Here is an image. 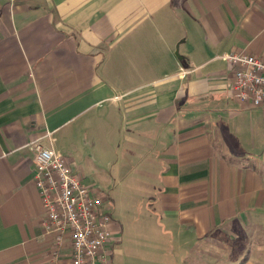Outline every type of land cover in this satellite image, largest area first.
Here are the masks:
<instances>
[{
    "label": "crops",
    "instance_id": "obj_1",
    "mask_svg": "<svg viewBox=\"0 0 264 264\" xmlns=\"http://www.w3.org/2000/svg\"><path fill=\"white\" fill-rule=\"evenodd\" d=\"M232 51L264 58V0H0V264H70L33 179L47 131L85 184L101 164L139 195L128 256L111 209L113 264H202L247 226L228 264H264V108L230 89Z\"/></svg>",
    "mask_w": 264,
    "mask_h": 264
},
{
    "label": "built area",
    "instance_id": "obj_2",
    "mask_svg": "<svg viewBox=\"0 0 264 264\" xmlns=\"http://www.w3.org/2000/svg\"><path fill=\"white\" fill-rule=\"evenodd\" d=\"M234 68L230 89L242 102L264 108V58L246 51L219 54ZM192 68L181 69L188 74ZM53 131L31 141L34 149L33 179L45 208L44 227L55 233L57 244L71 241L70 264H113L110 244L113 217L99 189L87 185L55 146ZM59 259V251L53 252Z\"/></svg>",
    "mask_w": 264,
    "mask_h": 264
},
{
    "label": "rangeland",
    "instance_id": "obj_3",
    "mask_svg": "<svg viewBox=\"0 0 264 264\" xmlns=\"http://www.w3.org/2000/svg\"><path fill=\"white\" fill-rule=\"evenodd\" d=\"M84 134V132H83ZM90 139L87 138V135L84 134L83 139H81L82 148L86 150L88 155H84L86 158L89 157V149L88 144H90ZM99 141H104L103 139ZM92 149V147H89ZM117 148L115 147V150ZM87 181L90 180V182H94L93 187L99 189V194L104 196L106 202L105 205L107 208L112 209L114 214L119 216L125 224V232L123 233V242L124 244V250H126V255H130V253L134 250L132 247H136L135 243V237H137V231L139 229V226L143 224V216L140 212V203H139V195H135V188L131 187H125L124 184H122L121 178L123 177L124 173H120L115 171V169L108 168L104 165L98 164H87V167L83 171ZM252 227H244V231L247 233L246 237L243 236L242 239H237V241H228L226 236L224 235H215V239L224 238L225 245L220 244L221 246L217 245H209L206 255L204 254L202 257L200 254H202V251L199 250L194 254L193 261L194 263H202V264H228L231 260L236 258V256L243 251L244 244L246 243V239L249 235V231L252 232ZM231 232V231H226ZM231 235V234H230ZM242 236V235H241ZM258 238V235L256 236ZM241 240V241H240ZM240 244V245H239ZM223 245V246H222ZM239 245V246H238ZM123 246V245H121ZM137 248V247H136ZM234 248V249H232ZM132 249V250H131ZM204 253V252H203ZM151 255H155V253L150 252ZM243 255V254H242ZM242 255H240V259L242 258ZM238 257V258H239ZM116 260L119 262L121 260L120 255L115 256ZM237 258V259H238ZM239 259V260H240ZM155 259L152 257L150 259H146V262L154 261Z\"/></svg>",
    "mask_w": 264,
    "mask_h": 264
}]
</instances>
